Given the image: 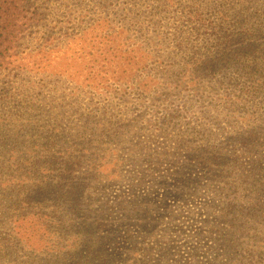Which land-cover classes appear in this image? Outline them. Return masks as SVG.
Masks as SVG:
<instances>
[{
    "label": "trees",
    "instance_id": "1",
    "mask_svg": "<svg viewBox=\"0 0 264 264\" xmlns=\"http://www.w3.org/2000/svg\"><path fill=\"white\" fill-rule=\"evenodd\" d=\"M146 1L145 8H135L132 0H0V264L111 260L97 217L84 220L74 239L66 232L78 218H62L67 198L75 199V188L83 187L77 184L81 179L94 178L93 184L85 182L89 201L84 195L83 202L94 205L98 176L103 170L109 175V167L101 169L92 159L99 151L95 143L104 144L105 137L119 136L118 144L132 151L139 143L129 135L146 137L154 127L166 131L174 125L167 136L177 151L203 154L210 163L220 155L221 174L264 163V0ZM162 37L173 40L174 48L161 45ZM32 41L35 47L26 48ZM75 41L79 52L71 48ZM63 107L72 110L74 122L66 128L59 127L65 126ZM44 124L51 140L44 132L33 134ZM69 129L71 145H60L68 153H55L56 138ZM45 142H51V179L40 177L47 150L38 149ZM74 149L90 154L77 155ZM137 152L131 153L134 158ZM242 154H247L243 162ZM261 172V180H250L253 188L264 185V168ZM43 181L51 189L32 190ZM249 198L228 199L237 214L230 221L264 214L253 211L262 204L252 194ZM25 219L27 229L52 222L55 242L45 246L35 236L27 246L25 234L17 231Z\"/></svg>",
    "mask_w": 264,
    "mask_h": 264
},
{
    "label": "rangeland",
    "instance_id": "2",
    "mask_svg": "<svg viewBox=\"0 0 264 264\" xmlns=\"http://www.w3.org/2000/svg\"><path fill=\"white\" fill-rule=\"evenodd\" d=\"M132 1L135 8L140 5L145 8L148 5L146 0ZM86 9L91 10L92 6H87ZM92 15H96L94 10ZM172 41L162 37L159 43H165L170 49L174 48ZM76 43L78 44L75 41L71 45L73 52H79L81 49ZM153 46L155 45L151 44L148 48ZM27 47L34 48L35 43L32 41ZM159 55L164 63L169 60L164 52ZM177 71V67L170 68L173 74ZM3 81L2 78L0 82ZM80 92L84 96L87 94L83 88ZM43 93L48 99L50 96L47 93H51V89ZM0 108L3 110L4 107L1 105ZM62 110L66 116L65 126L59 127H70L66 125L68 121L73 122L70 116L72 110L66 107L61 108ZM45 111H51V107ZM42 116L45 117L41 114ZM70 124L73 125L74 122ZM81 124L76 126L81 127ZM171 128L175 126H168L166 131L154 127L146 137L138 138L135 133L129 135V140L139 143L138 148L145 145L140 151L137 147L129 151L123 143L118 144L119 136L112 140L105 137L104 144L95 143L99 151L92 159L95 165H102L101 169L109 167V175L104 177L103 170L98 176L101 180L100 189L94 205L91 206L83 204L84 187L85 182L93 184L94 178L77 181V184L83 187L79 191L75 188V199L67 198L64 213L66 216L62 218L68 222L75 216L78 222L75 227L69 226L66 233L71 232L69 237L74 239L75 233L84 228V220L97 217L101 221L104 247L109 258L111 257L107 264H121L122 260L127 264H138L140 260L141 264H264V214L257 220L232 218L230 221V217L237 214H232L231 202H228V199H234L235 194L246 200L251 199L249 196L252 194V197L255 196L262 204L257 207L252 204L255 207L253 211L258 209L264 212V185L258 189L253 188L254 183L249 185L251 179L256 182L261 180L264 163L262 162V166L253 167L244 164L232 174H221L217 170V165L222 162L220 155L212 157L210 163L203 154H189L185 148L178 152L173 140H168L169 132L173 133ZM70 129L56 138L59 143L55 153L64 156L68 153L65 152L66 147L60 149V145H71ZM43 132L51 140V130L46 124L42 129L33 131V134L39 137ZM150 146L151 151L145 152ZM40 149L43 152L47 150L43 154L45 162L40 167V177L51 179V165H47V162L51 161V142L43 143V147L38 150ZM76 152L77 155L81 152L84 157L90 154ZM132 152L140 155L134 158ZM245 156L247 154H242L240 161L243 162ZM257 162L259 164V161ZM218 169L222 170L221 167ZM262 181L264 184V180ZM41 186L51 189V184L43 181L32 186V190L36 191ZM236 191L237 193L229 196ZM88 201L87 198L86 202ZM243 205L249 210L252 209L251 205ZM235 208H240V205L236 204ZM62 212L60 209L52 214L55 216L56 213ZM221 216H224L223 221H219ZM46 217L48 221L51 220V208ZM21 224L22 227L17 231L25 234L23 241L27 240V246L35 236L37 241H41L39 243L49 247L57 239V228L52 222L49 227L42 229L38 226L27 229V219L21 221ZM31 231L34 235L28 238L27 235Z\"/></svg>",
    "mask_w": 264,
    "mask_h": 264
}]
</instances>
